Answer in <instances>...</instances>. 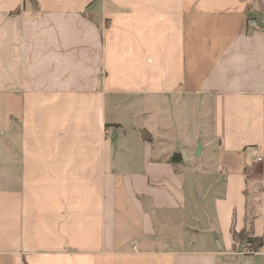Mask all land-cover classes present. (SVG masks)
I'll list each match as a JSON object with an SVG mask.
<instances>
[{"label": "crops", "instance_id": "obj_1", "mask_svg": "<svg viewBox=\"0 0 264 264\" xmlns=\"http://www.w3.org/2000/svg\"><path fill=\"white\" fill-rule=\"evenodd\" d=\"M0 264H264V0H0Z\"/></svg>", "mask_w": 264, "mask_h": 264}, {"label": "rangeland", "instance_id": "obj_2", "mask_svg": "<svg viewBox=\"0 0 264 264\" xmlns=\"http://www.w3.org/2000/svg\"><path fill=\"white\" fill-rule=\"evenodd\" d=\"M172 104H173L172 107H174V105H176V101L174 100ZM178 107L175 110L169 111V117H170V119H173L175 121V123L178 122V121H176L177 120V118H176L177 116L175 115V111L178 110ZM181 108H183V110L185 111V112L183 111L184 113L187 112V115H189V116L192 115V112H191L192 110H191V106L190 105L188 106V109H186V103H182V107ZM194 112L196 114L198 113L197 115L194 114L195 115V119L197 121H199V123H204V131H203L204 132L203 133L204 141L203 142L205 143V148L203 150H201V152H200V157L202 159L200 158V159L195 160L196 158L194 157V150H195V146H196V143H195V137L196 136L192 139V143L187 144L186 143L187 140L185 141V136L187 134L186 131L184 133L183 132L180 133L179 131H176V127L174 128L173 132L171 131V132H169L167 134H164V135L163 134H158L156 137L161 138V140H156L157 138H155L152 135H151L152 137H150V139L152 138V141H154L155 145H158V146H163L164 145L165 146V144H166V145H170L171 148H173L175 143H177L179 140H180L181 143L183 142L182 143L183 144V148L187 150L188 155L191 157V161L187 162L183 166H179L178 169L183 170L184 173H192L193 172L195 174L198 173L199 175L200 174L204 175V173H206L207 177H200L199 178V182H200V187L201 188L205 187V185H204L205 183L210 182V183H208V185H209L208 188L211 191H209L207 193L209 195V199H210L213 194L217 195V193L221 192V189H220L221 185H220V182L214 183V181L210 180L213 177V165H212V163H208L207 159H204V157L207 154L211 155V151H210L211 149L209 150V149H207V147L212 144L211 143L212 141L209 142V143L206 141L207 137H208L207 136V134H208V126H207L206 114H202L199 111V109H196V111H194ZM189 135H191V134L189 133ZM144 136L145 137H147V136L149 137L148 134H146ZM188 141L191 142V140H188ZM206 142L208 143V145H207ZM190 163H193V164H190ZM182 167H183V169H182ZM258 188H259V186H258ZM258 188H257V190H259ZM257 190H256V192H257L256 195L259 197V191H257ZM209 202H211V200H209ZM195 239H194V243L190 244L192 239L188 238V240H187V238H185V241H187L189 243H185L184 245L175 244V245H173V247H170V248H177L178 249L181 246L188 247V248H193V249L200 248L202 246L201 243L195 242L196 241ZM243 251H244V249H243Z\"/></svg>", "mask_w": 264, "mask_h": 264}, {"label": "trees", "instance_id": "obj_3", "mask_svg": "<svg viewBox=\"0 0 264 264\" xmlns=\"http://www.w3.org/2000/svg\"><path fill=\"white\" fill-rule=\"evenodd\" d=\"M177 158L178 153H174L172 156V160L176 161ZM256 190L257 189H255L254 184H250V182L247 181V187L244 190V194L246 197V225L245 228L238 232L235 231L231 226L230 234L233 249H235L238 245H242L244 251L255 252L262 247V239L255 236L252 229V220L256 215L255 208L259 203V197L256 195Z\"/></svg>", "mask_w": 264, "mask_h": 264}, {"label": "built area", "instance_id": "obj_4", "mask_svg": "<svg viewBox=\"0 0 264 264\" xmlns=\"http://www.w3.org/2000/svg\"><path fill=\"white\" fill-rule=\"evenodd\" d=\"M247 26L252 30V31H258L260 29L263 28V23L261 21V19L257 18V17H249L247 19ZM256 159L258 161L261 160V156L256 155Z\"/></svg>", "mask_w": 264, "mask_h": 264}]
</instances>
